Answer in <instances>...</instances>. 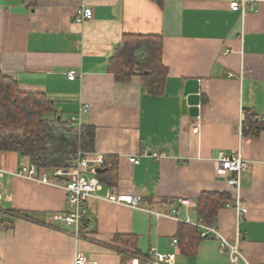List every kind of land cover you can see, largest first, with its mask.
<instances>
[{
    "label": "crops",
    "instance_id": "0c3cea01",
    "mask_svg": "<svg viewBox=\"0 0 264 264\" xmlns=\"http://www.w3.org/2000/svg\"><path fill=\"white\" fill-rule=\"evenodd\" d=\"M81 6L91 7L93 17L76 22ZM129 34L161 37L167 70L161 95L149 93L136 73L121 82L110 71V58ZM145 51L141 43L134 56ZM70 69L76 70L74 80L67 78ZM0 71L16 78L20 91L43 94L53 104L52 116L65 126L49 131L53 158L77 151L112 158L115 182L94 171L101 187L86 204V235L77 249L88 259L151 264L155 248L173 254L174 264H231L218 253L215 238L200 240L191 255L170 242L178 239L180 223L197 221L202 192H229L232 199L217 171L221 151L248 163L240 182L247 211L237 221L234 210L222 205L217 227L230 243L240 232L238 248L247 262L264 264V116L258 121L264 110V0L244 13L230 10L228 0H0ZM189 79L199 84L196 114L182 109ZM83 104L88 110L69 129L68 118ZM250 119L256 122L251 129ZM84 127L93 131L86 149L80 147ZM144 151L165 155L154 159ZM130 156L138 162L130 163ZM29 163L26 156L0 151L5 170ZM52 170L37 169L36 178H52ZM52 179L57 185L0 176V264H73V227L53 219L72 209L63 189L67 178ZM107 189L139 194L140 207L100 198ZM179 198L194 200L195 207L179 208Z\"/></svg>",
    "mask_w": 264,
    "mask_h": 264
},
{
    "label": "trees",
    "instance_id": "16d2710c",
    "mask_svg": "<svg viewBox=\"0 0 264 264\" xmlns=\"http://www.w3.org/2000/svg\"><path fill=\"white\" fill-rule=\"evenodd\" d=\"M141 43L146 51L141 57H135L134 51ZM161 56L160 36L124 35L117 53L110 58V71L121 82L127 81L131 74L136 73L149 93L161 95L167 74ZM52 115L53 104L45 95L20 91L16 78L0 71V151L26 156L37 169L65 167L69 154L52 157L53 140L49 131L52 127L65 128ZM255 126L256 122L250 119V129ZM92 143V129L82 128L80 147L90 148ZM105 160L110 166H106L105 171L98 174V177L114 183L116 172L112 158L106 156ZM230 200L229 192H202L197 199L195 211L205 224H210L215 220L218 208ZM177 237L179 249L185 255L194 254L199 241L203 239L200 237L199 228L186 223L178 225Z\"/></svg>",
    "mask_w": 264,
    "mask_h": 264
},
{
    "label": "built area",
    "instance_id": "2783aa9c",
    "mask_svg": "<svg viewBox=\"0 0 264 264\" xmlns=\"http://www.w3.org/2000/svg\"><path fill=\"white\" fill-rule=\"evenodd\" d=\"M257 0H228V7L233 11H244L249 8L253 9ZM93 17V10L88 6H81L75 9L74 20L76 22H82L84 20L91 19ZM77 77L76 70L70 69L67 72V78L74 80ZM89 108L88 104H83L79 107L76 114L71 115L68 118L67 126L69 128H76L79 124L80 116L83 112H86ZM264 116V110L262 116L258 118V121H262ZM144 156H150L154 159H160L164 157V152H147L144 151ZM104 155L100 153L87 154L81 151L74 156H71L65 167H55L52 170V178L57 176H66L67 183L63 185V189L66 192V202L72 207L68 212L56 213L53 215V219L56 221H62L67 225L73 227L72 235L76 242V253L74 256L73 264H97L96 261L88 259L82 252L77 249V244L85 237V214L86 204L89 198L98 197L96 191L101 187L100 179L94 174L97 167L105 168L110 166L106 162ZM130 163H137L138 158L136 156H130L128 158ZM217 171L219 175L225 176V183L232 192V199L224 203L223 207L232 208L236 214V220L242 219L246 214V207L241 198V174L247 169L248 163L241 158L239 154L225 155L223 152H218L216 158ZM91 172L93 175L87 176ZM4 173L12 175L25 176L35 179L44 184L57 185V182L52 178L43 174L39 179L37 176V168L33 163H29L27 166H23L17 171H9L0 167V176ZM231 173L232 176L228 177L227 174ZM100 198L117 204H123L131 208H139L141 204V196L139 194H127V193H115L111 189H107L104 195ZM179 208H194V200L190 198H179L177 200ZM151 215L162 216L163 214L158 211L147 210ZM177 209L171 210V215L177 218ZM194 226L200 229L201 238H215L218 242V253L226 255L231 264H249L238 248V241L241 239V233L235 232V241L230 243L226 237L219 231L217 223L214 220L210 224H205L201 218L198 217ZM4 225L0 223V229H4ZM171 243H177V239L173 238ZM149 262L151 264H174V255L171 253H160L155 248L151 249Z\"/></svg>",
    "mask_w": 264,
    "mask_h": 264
},
{
    "label": "water",
    "instance_id": "95a60500",
    "mask_svg": "<svg viewBox=\"0 0 264 264\" xmlns=\"http://www.w3.org/2000/svg\"><path fill=\"white\" fill-rule=\"evenodd\" d=\"M147 71H145L146 73ZM198 92H199V84L196 79H189L185 82L184 84V89H183V100H182V109L184 111L188 110L191 114H196V108L195 104L197 103V97H198ZM187 107H189L187 109ZM105 171V168L102 167H97L95 169L96 173H101Z\"/></svg>",
    "mask_w": 264,
    "mask_h": 264
},
{
    "label": "rangeland",
    "instance_id": "374dc122",
    "mask_svg": "<svg viewBox=\"0 0 264 264\" xmlns=\"http://www.w3.org/2000/svg\"><path fill=\"white\" fill-rule=\"evenodd\" d=\"M77 153H78V151H77ZM243 159V158H242Z\"/></svg>",
    "mask_w": 264,
    "mask_h": 264
},
{
    "label": "bare ground",
    "instance_id": "6f19581e",
    "mask_svg": "<svg viewBox=\"0 0 264 264\" xmlns=\"http://www.w3.org/2000/svg\"><path fill=\"white\" fill-rule=\"evenodd\" d=\"M75 12V11H74Z\"/></svg>",
    "mask_w": 264,
    "mask_h": 264
}]
</instances>
